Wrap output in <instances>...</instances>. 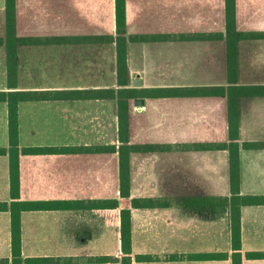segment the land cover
<instances>
[{"label":"crops","instance_id":"obj_1","mask_svg":"<svg viewBox=\"0 0 264 264\" xmlns=\"http://www.w3.org/2000/svg\"><path fill=\"white\" fill-rule=\"evenodd\" d=\"M124 3L128 83L122 86L116 0H13L10 19L6 0H0V92L48 94L18 101L19 147L52 148L19 153L17 199L11 195L10 156L0 153V203L52 205L21 211L23 258L120 264V210L129 208L131 264H231L224 199L231 195L229 100L237 108L239 194L264 196V0ZM8 27L10 40H19L13 85L7 78ZM225 40H237L234 82ZM135 79L142 84L133 85ZM240 86H257L245 90L259 93L240 94ZM121 88L134 90L127 144L139 147L124 155L129 197L120 195ZM87 90H113L114 96L87 97ZM8 119V103L0 100V149L9 146ZM132 198L158 204L132 206ZM240 229L243 253L264 251V203L240 206ZM217 252L228 256L187 257ZM137 254L159 260L139 261ZM105 255L118 260H90ZM10 256L11 215L0 210V259ZM242 264L264 259L243 257Z\"/></svg>","mask_w":264,"mask_h":264},{"label":"trees","instance_id":"obj_2","mask_svg":"<svg viewBox=\"0 0 264 264\" xmlns=\"http://www.w3.org/2000/svg\"><path fill=\"white\" fill-rule=\"evenodd\" d=\"M125 0H116V51H117V82L119 85H127V57H126V43L125 36ZM13 0H6V14L9 18L13 13ZM10 19V18H9ZM228 32V29H227ZM13 30L7 28V40L5 46L7 49V78L8 83L13 85L16 79V59H15V45L19 40H10ZM134 41V40H131ZM236 41L225 40L227 53V68L230 82L235 81L236 74ZM0 42H2L0 40ZM253 87H238L241 89L240 94H258V91H247L245 89ZM133 88H121L118 91L119 97V138L121 145L119 146L120 154V195L122 197H129V168L128 160L124 155L130 150H136L137 145H129L128 134V100L134 97ZM69 93L65 94L68 95ZM114 96L113 90H87V97H109ZM48 94L45 92H25V91H9L0 92V100L7 101L9 108L8 119V135L9 146L8 149L1 148L0 153L8 151L10 156V178H11V195L13 199L18 198V156L22 152H42L50 151L51 147H30L20 148L18 143V120H17V103L25 99H45ZM229 143L226 148L229 151V184H230V201L228 197L224 198L230 208V227H231V264H242L243 257L247 259H264V251H248L243 253L241 250V229H240V206L245 204H260L264 203V196L262 195H240L239 194V154H238V124H237V108L236 103L229 100ZM246 147H257L256 143H245ZM145 148H154L156 146H144ZM132 206H154L158 203L148 199H131ZM111 207L117 206V201H109ZM107 203V205L109 206ZM52 207L50 202L46 201H31L20 202L13 200L10 204L0 203V210H9L11 215V256L10 258L0 259V264H51L58 260V258L50 256L41 257H26L23 258L21 253V227H20V213L22 210H39L50 209ZM105 207V206H104ZM121 218V249L123 256L120 264H131V222L130 209L125 208L120 210ZM228 256L225 252L217 253H197L187 255L190 259H224ZM135 258L139 261H156L158 256L150 254H137ZM181 258L179 255H171L169 259L175 260ZM92 262L106 263L117 261L118 259L112 256H98L90 259Z\"/></svg>","mask_w":264,"mask_h":264},{"label":"water","instance_id":"obj_3","mask_svg":"<svg viewBox=\"0 0 264 264\" xmlns=\"http://www.w3.org/2000/svg\"><path fill=\"white\" fill-rule=\"evenodd\" d=\"M133 85H139V84H142V80L140 79H135L132 81ZM135 103L136 104H142L143 103V99L142 98H136L135 99Z\"/></svg>","mask_w":264,"mask_h":264}]
</instances>
